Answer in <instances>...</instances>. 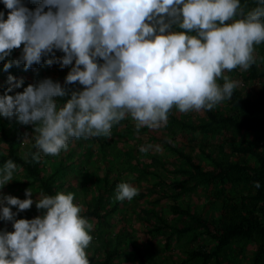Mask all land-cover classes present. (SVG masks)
Segmentation results:
<instances>
[{"label":"clouds","instance_id":"clouds-1","mask_svg":"<svg viewBox=\"0 0 264 264\" xmlns=\"http://www.w3.org/2000/svg\"><path fill=\"white\" fill-rule=\"evenodd\" d=\"M0 2L10 10L7 18L0 10L5 71L21 63L25 70L42 62L71 65L64 85L44 78L14 94L9 93L23 78L7 76L0 116L33 125L38 151L32 160L40 153L59 155L72 138L110 137L126 116L139 132L166 126L173 107L214 108L238 85L224 71L249 69L257 62L254 46L264 42V0L247 11L242 0H34L31 9L25 0ZM21 45L20 55L6 60ZM74 82L84 87H65ZM69 95L65 102L55 99ZM152 147L141 145L139 151ZM17 170L11 158L0 166V189ZM138 191L121 181L115 198L131 200ZM32 193L28 187L20 199L0 192V221H11L13 228L0 229V264H90L86 249L93 224L81 215L75 194L40 192L34 201ZM34 202L40 215L16 218Z\"/></svg>","mask_w":264,"mask_h":264},{"label":"rangeland","instance_id":"rangeland-1","mask_svg":"<svg viewBox=\"0 0 264 264\" xmlns=\"http://www.w3.org/2000/svg\"><path fill=\"white\" fill-rule=\"evenodd\" d=\"M25 4L30 9L36 6L34 0H25ZM22 47L23 45L14 48L6 60L18 57ZM254 48L257 63L264 65V42L255 45ZM56 55L60 56L63 53L57 51ZM3 63L0 61V94H3L4 88L7 87L5 81L9 73L17 79L23 78L24 81L20 88H15L9 93L14 94L23 91L29 83H36L44 78H51L64 85V78L71 67L69 65L61 69L56 63L49 66L42 62L14 74L11 68L5 71ZM223 74L238 81L236 88L240 89L244 96L251 99L264 98V80H248V69L237 67L231 71L225 70ZM220 80L223 78H219L218 83ZM65 87L76 90L84 86L74 82ZM68 98L70 95L55 99L58 102H65ZM230 108L227 99L212 109L219 113H227ZM171 111L189 123L207 122L203 109L181 112L173 107ZM10 120L9 134L15 138L19 154L25 157L32 148L36 135L34 127L31 124L20 123L15 115L10 117ZM111 131L110 137L72 138L68 142V148L56 156L39 154L43 176L55 174L58 191L73 192L74 202L82 206L81 212L101 192L106 174L110 184L128 181L139 190L131 200L123 201L115 198L116 189L106 194L103 208H109L116 203L119 206L114 214L101 221L88 220L93 224L90 233L92 240L86 249L88 258H93V264H102L106 253L109 250H116L118 255L112 264H142L140 254L144 264H216L215 260L204 263L201 258L189 259L188 254L191 251L198 249L212 251L216 246V240L201 235L198 231L179 234L176 230L188 226L190 220L184 215L174 214L171 206L189 208L203 215L206 220H216L221 213V198L239 200L241 195L252 192V189L246 183L214 184L199 186L180 195L182 187L190 185L185 180L186 176L178 171L186 168L187 164L171 150L170 145L190 154L203 169L210 170L213 169L214 163L207 153L216 160H241L256 164L255 159L250 156L233 153L231 146L249 144L264 154V133L237 130L204 133L183 129L169 119L164 127L158 129L141 127L137 132L135 121L130 116L114 124ZM148 144L153 147L141 153L139 147ZM6 151V144L0 140V154ZM13 178L0 189V192L24 199L25 189L29 187L33 191V200L39 198L41 192L39 186L31 183L32 178L22 167L18 166ZM10 207L16 211V206ZM42 211L36 208L34 202L29 209L18 212L16 218L25 216L34 218ZM0 229L12 231L11 221H0ZM253 253V245L238 241L221 255V264H250Z\"/></svg>","mask_w":264,"mask_h":264},{"label":"trees","instance_id":"trees-1","mask_svg":"<svg viewBox=\"0 0 264 264\" xmlns=\"http://www.w3.org/2000/svg\"><path fill=\"white\" fill-rule=\"evenodd\" d=\"M242 6L245 11L250 10L256 6V0H242ZM0 10L4 11L5 15L10 11L2 2H0ZM11 70L14 74H18L25 69L21 63L19 66L13 65ZM247 79L264 80V65L256 62L250 66ZM223 82V80H220V84ZM229 104L231 108L227 113H219L213 109H203L207 122L201 124L184 121L174 115L171 110L168 113V119L183 129L204 133L217 132L219 130L264 133V98H248L243 95L240 89L235 88L232 97L229 99ZM10 125V117L0 116V140L7 146L6 153L0 154V164L11 158L25 170L32 178L31 183L37 184L41 192L55 194L59 190L55 183V174L44 177L41 169V157L38 160H32L31 158V153L37 152L34 141L32 142V148L27 153L28 159L25 160L16 148L15 138L9 134ZM170 148L187 164L186 168L178 171L186 176L185 180L190 185L182 187L179 192L180 195L199 186H211L214 184L235 185L246 183L252 189V192L241 195L239 200L229 197L221 198V213L216 220H206L203 215L189 208H180L177 205L171 206L174 214L184 215L190 220L188 226L176 230L179 234L198 231L199 234L210 236L216 240V246L212 251L202 249L191 251L188 254L189 259L201 258L204 263L209 260H215L216 264H221V255L226 249L230 245L242 241L250 243L254 247L250 264H264V154L249 144L232 145L231 151L233 153L250 156L255 159L256 164L245 163L241 160H216L207 153L213 160L214 167L206 170L190 154L172 145H170ZM104 179V186L99 195L81 212V215L88 220L96 219L101 221L114 214L118 209L119 204L117 203L109 208H103L106 194L115 190L117 185L109 183L107 174ZM256 181L260 182V188L255 187L254 182ZM220 194L222 195V193ZM23 218L31 219L27 216ZM162 228L159 227V229ZM117 255L118 252L116 250H109L102 264H112ZM140 258L141 263L144 264L141 254ZM88 259L90 264H93V258Z\"/></svg>","mask_w":264,"mask_h":264}]
</instances>
